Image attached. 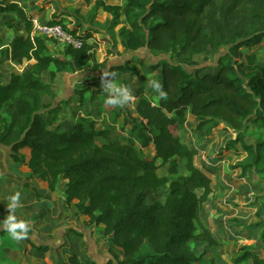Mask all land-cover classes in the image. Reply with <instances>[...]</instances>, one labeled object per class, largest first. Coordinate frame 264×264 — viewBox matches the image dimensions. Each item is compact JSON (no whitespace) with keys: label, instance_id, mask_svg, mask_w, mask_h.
<instances>
[{"label":"trees","instance_id":"trees-1","mask_svg":"<svg viewBox=\"0 0 264 264\" xmlns=\"http://www.w3.org/2000/svg\"><path fill=\"white\" fill-rule=\"evenodd\" d=\"M84 1L92 2L95 12L102 9L110 14L108 30L114 44L117 37L127 51L146 48L152 55L174 54L176 61L162 58L149 69L160 70L159 82L167 98L158 93L150 98L144 84L135 88L125 81L137 99L135 110H119L114 116L123 115V124L130 125L135 138L119 135L113 125L96 128L87 117L71 123L68 130L62 123L54 124L59 105L45 104L43 97L55 98L53 81L58 73L76 72L93 61L94 28H84L78 15L72 28L52 21L77 35L81 45H67L51 54L48 40L32 37V21L22 7L13 0H0V14L17 11L25 21L26 35L11 39L8 59L15 65L34 60L30 68L11 74L8 82L2 81L0 71V145L10 147L12 160L26 166L28 177L46 183L50 190L60 179L67 180L65 200L76 199V213L104 224L103 233L123 251L120 259L113 255L118 264H212L204 257L206 249L197 253L191 246L221 245L201 220L204 203L213 192L211 179L194 164L197 152L183 142L180 131L187 115L198 120L196 130L205 134L221 123L230 128L236 137L228 148L240 143L247 152L246 160L236 165L241 176L264 159V140L247 143L244 130L247 122L264 126V64L258 59L264 53V0ZM225 46L214 72L205 71L193 58ZM137 62L143 66L141 60ZM118 71L137 74L127 65H111L106 73L91 76L89 85L75 90L79 108L87 91L92 99L106 97L101 78ZM44 73L48 82L42 79ZM151 144L154 154L146 156L142 149L151 150ZM156 161L168 164L169 175H177L179 162L187 173L172 179L159 176ZM160 187L168 189L165 200L148 203V190ZM263 222L249 226L259 229L261 244ZM31 233L30 227L25 242H31ZM30 244L39 252L48 248ZM252 249L241 246L234 264H264Z\"/></svg>","mask_w":264,"mask_h":264},{"label":"rangeland","instance_id":"rangeland-1","mask_svg":"<svg viewBox=\"0 0 264 264\" xmlns=\"http://www.w3.org/2000/svg\"><path fill=\"white\" fill-rule=\"evenodd\" d=\"M104 1L106 3H121L120 0ZM13 2L22 7L30 21L35 18L38 23H51L59 20L63 25L72 28L76 24L78 15L81 16L84 28L90 26L94 28L93 37L90 39L96 44L93 61L76 72L58 73L53 81L55 98L43 97V103L59 105L57 121H61L67 127L69 123H73L81 117H87L94 122L96 128L101 125H113L119 135L135 138L133 134H130V125L123 124V115L116 119L114 116V113L119 110L134 111L137 103L135 97L124 106H113L106 102L105 96L100 95L92 99L91 92L87 91L84 93V105L79 108V96L75 90L89 85L91 76L106 73L111 65H127L137 74L118 71L116 82L127 87L125 82L127 81L135 88L144 84L145 95L150 98L155 97L157 93L151 88L150 81H159L160 70H149L150 64L156 63L162 58L176 61L174 54L152 55L146 48L127 51L121 48L117 37V42L114 44L113 34L108 30L110 16L95 12L92 2L89 4L84 0H13ZM119 26L115 27V33ZM84 28H81V31ZM15 35H26L25 21L19 17L17 11L1 13L0 71L4 82L9 81L11 74L20 73L30 68L34 63V60H24L21 65H15L8 59L9 44ZM47 43L48 52L51 54L59 53L64 47L60 43L50 41ZM226 50V46L216 51L209 48L201 54L194 55L193 58L197 61L198 66L203 67L205 71L214 72L217 69L219 56ZM258 59L264 64V53L258 55ZM138 60L143 62V66L137 62ZM99 64L100 66H98ZM184 67L189 71L194 69L193 66ZM42 79L48 82V75L44 73ZM79 109L82 110V113L78 111ZM197 124L198 120L187 115L180 135L183 142L197 152L193 158L194 164L211 179L213 192L204 203L201 220L217 239H221L222 243L217 247H206L204 243H192L191 246L197 253L206 249L204 257L212 264H234L233 261L239 253V248L246 244L244 239L237 238L240 233L253 236L249 242L253 248L252 252L257 251L261 246L264 247V244L260 242L259 229L249 227L252 223L264 219V159L245 176H241L240 169L236 165L246 160L247 152L240 143L230 145L228 148L229 141L236 137V133L230 128H224V124L221 123L205 134L196 130ZM244 130L247 143L256 144L264 140V126H261L260 123L247 122ZM98 141L103 142V139L99 138ZM134 143L137 148H140L137 140H134ZM142 151L146 156L154 154L148 148H144ZM160 161H156L159 176L172 179L177 175L187 173L182 163L179 162L177 175H169L168 164H162ZM167 192L166 187H160L156 191L148 190L146 201L148 203L163 202ZM226 235L227 238H225ZM31 252H35V250H31ZM258 253L264 257V252Z\"/></svg>","mask_w":264,"mask_h":264},{"label":"crops","instance_id":"crops-1","mask_svg":"<svg viewBox=\"0 0 264 264\" xmlns=\"http://www.w3.org/2000/svg\"><path fill=\"white\" fill-rule=\"evenodd\" d=\"M98 12L110 16L102 9H98ZM78 111L82 113V110ZM70 124L65 126L67 130ZM8 148L0 145V220L8 214V195L19 191L22 207L17 209L16 215L30 223V241L36 246L48 248L44 252L35 249V252H31V242L14 241L0 228V264H104L108 260L118 264L113 255L116 254L120 259L123 251L112 243L110 235L103 233L104 224L93 223L89 216L76 213V199L70 202L65 200L67 180L60 179L55 190H50L46 183L28 177L29 169L15 163ZM151 152H154L153 144ZM237 238L244 239L249 245L253 236L240 233ZM258 252L263 253L264 248L259 247L255 253ZM247 263L251 264V261Z\"/></svg>","mask_w":264,"mask_h":264},{"label":"clouds","instance_id":"clouds-1","mask_svg":"<svg viewBox=\"0 0 264 264\" xmlns=\"http://www.w3.org/2000/svg\"><path fill=\"white\" fill-rule=\"evenodd\" d=\"M116 73H111L110 78L103 75L101 78V89L107 93L106 102L113 106H124L132 99V92L124 85L116 82ZM151 88L158 93L162 99L167 98V93L163 90L162 84L158 80L150 81ZM6 208L8 214L3 220H0V228L8 233L9 238L14 241H22L28 238L30 231V223L24 219L18 218L16 211L22 207L21 193L19 191L9 194Z\"/></svg>","mask_w":264,"mask_h":264},{"label":"built area","instance_id":"built-area-1","mask_svg":"<svg viewBox=\"0 0 264 264\" xmlns=\"http://www.w3.org/2000/svg\"><path fill=\"white\" fill-rule=\"evenodd\" d=\"M32 27V37L39 36L50 42L60 43L63 46L70 45L72 47H79L81 45V40L77 37V35L69 32L58 22L38 23L35 18L32 19Z\"/></svg>","mask_w":264,"mask_h":264},{"label":"water","instance_id":"water-1","mask_svg":"<svg viewBox=\"0 0 264 264\" xmlns=\"http://www.w3.org/2000/svg\"><path fill=\"white\" fill-rule=\"evenodd\" d=\"M8 149L10 150V147Z\"/></svg>","mask_w":264,"mask_h":264}]
</instances>
